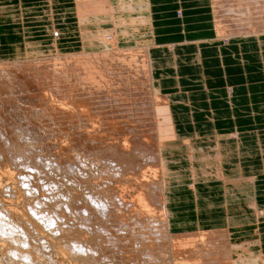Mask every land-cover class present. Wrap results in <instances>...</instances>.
<instances>
[{"label": "bare ground", "instance_id": "bare-ground-1", "mask_svg": "<svg viewBox=\"0 0 264 264\" xmlns=\"http://www.w3.org/2000/svg\"><path fill=\"white\" fill-rule=\"evenodd\" d=\"M53 1L55 2L57 0ZM155 1L156 0H142L140 3L141 6H136L137 2L134 0H58L57 2L59 3H57V6L53 4L54 9H51L52 14L50 17H45L47 20H44V22L47 21L48 23L44 24L47 26L44 28V37H46V40H42L44 42L42 44L47 45L45 48L48 50L52 48V50L56 51V55L52 56L55 59L51 62L46 61L47 63L38 61L36 64H31L28 63L29 61L26 62L28 59L26 56H23L25 57L23 61L27 64L21 63V65H23L21 67L16 64L13 65L18 67L16 70L10 65L14 72H12L13 70L10 69V66L3 67L6 63H1L0 105L3 104L2 101L4 100V98L2 100L1 95L7 93L9 89L11 93L18 98L21 97L19 93L22 89L27 88L33 91L36 90V92H34L36 96H31L33 98L31 102H34V108L37 107L35 105L39 103L50 105L49 103L52 101L50 98L55 94V97L58 96L59 99L61 98V101L58 100L55 103L53 100L55 106L53 105L54 103H51V110L56 108L61 111L64 118L66 116V122L68 121L70 124H66L68 128L65 127V130L72 129L74 124L78 130L76 133V141L78 142L73 139L75 138L73 137L74 134L70 135V133L73 132L67 131L71 137L70 140L72 139L74 143L72 144L69 139H66L68 143L62 147L64 148L63 151L57 150L55 148L57 145L51 146L49 142L44 147H38L37 150L40 149L38 152L35 151L32 145L33 143L36 144V142H33V140L29 142V136L32 134L39 135L41 131L46 132L47 130H43L41 126L34 127V122L32 126L24 123L26 125L25 128H21V126L18 129V125L15 124V122H11L9 119L10 123H12L10 124L13 128L12 132L10 131L11 133L9 136L7 134L6 136L3 132L0 134V250H4V253L6 252V254H9V258H6H8L10 262L12 260L17 264H56L58 260L59 264H119L117 262L121 258L126 260V258L136 255V260L133 259L134 262H128L130 260L129 258L124 264L137 263L138 259H141L142 264H222V261L219 262L218 260V262L212 263L216 260L215 258H213L215 259L214 261L211 260L208 263H204V260L202 261L201 259L200 261H195L202 256L206 259L204 256L218 258V256L221 255L223 258L226 257V259L228 256V259L231 260L230 264H264L263 252L256 251V253H250L252 250L249 251L248 249L250 246L252 247V245L253 247H257L255 246L256 241L247 242L243 245H233L231 242L233 238L232 229H228V225L226 227H214L213 229L200 228L202 231L186 230L191 234H186V231L179 232L181 235L176 233L177 235L174 234L176 239L177 237H181L182 233H185L184 237L186 236V238L184 240L179 238L180 241H176L178 242V244L176 243L178 246L175 245V239L173 240V235H171V233L173 229H175L173 217L176 212L174 211L175 206H172V204L177 200H175L169 192L171 188L169 182L172 173L169 174L168 172L167 163L169 160L167 161L162 151H165L167 149L166 147H170L169 142L178 140V134H176L175 130L176 122L169 116L170 122L167 129L162 128L158 120L155 118L153 119V115L149 113V111L152 110L151 99H149L146 94H144V98L141 96V107L139 106L136 108L135 111L137 113L132 114V116L135 117L137 123L143 125L142 127H144V125H149V128H152L151 135H153L154 141L139 142V136H136L138 134L136 133L135 135V133H130L132 138L133 135H135L134 139L136 142H128L132 144L133 147L132 150H129L127 148V145L129 146L128 143H124L123 145L117 141L113 143L114 140H111V143L105 144L106 138L103 139L105 134L103 137L97 136L101 130H111L112 128L111 132H117V128L121 129V127H123L124 129L126 126L124 125L126 122L122 125L120 123L124 122L121 121L122 117L115 116V114L117 115V113L120 112L117 106L121 103L119 102L120 96L118 98V94L113 93L115 91L114 83L115 80L121 81L127 79V83L131 84L130 86H132L134 91H140L139 89H141V87L135 86L131 82V72L135 74V68L134 63L132 61L130 62L128 58V56L131 55L130 53H137L140 49L138 51H131L132 49L130 50L129 46L122 45L120 41L122 42L124 38L128 45L132 43L137 45V33L141 28L139 27L140 24H142V28L146 25L148 29L147 32L151 36L150 40L152 42L155 41V34H153L154 15L152 14ZM39 3L45 2L41 1ZM211 4L213 7L216 33L220 39H226L232 36H264V0H211ZM51 6L49 7V5L47 6L45 4L39 5V7H36L35 12H39V10H49L52 8ZM29 7L30 6H23L24 10L22 17L26 23L31 20L26 18V12L31 13L33 11V9ZM131 11L132 14L136 12L139 17H143H141L142 20L138 19L140 23L137 21L139 24L136 27L131 25L129 19ZM180 12L181 9H179V14ZM53 19H55L56 22L59 21L63 24L67 23L65 24L66 27L60 30L55 29L53 26ZM50 20L53 22L50 23ZM111 39L114 40L111 43H107V41ZM101 40L105 42V46L109 47H105V49L103 48L101 51L99 50L100 52H96L98 49L90 51V47H96L98 44L94 45L95 42L99 43ZM30 44L31 46L35 45L34 47H37L32 48V51H36L40 49L38 47L42 46V44L38 43L30 42ZM154 45L155 44H153L152 47ZM136 48L138 49L139 47ZM148 48L151 49V45H149ZM151 51L147 53L148 56L146 55L149 63V77L159 88L157 81L153 77V55H151ZM126 53L129 54L128 56L126 55L127 57L125 56ZM135 57L137 58V56ZM131 59H134V57H131ZM6 61L7 60L2 62ZM23 61L21 60L19 63ZM20 68L22 70L25 69L21 74L26 73L27 76L23 77L18 75L20 73L18 69ZM38 68H43V75H40H42V77L44 76L43 78L47 79L49 82H43L41 80L37 85L29 80L34 79L31 74H36V72L32 70ZM36 71L39 73L41 72L38 70ZM39 73H37V75ZM47 84L48 86H46ZM120 84L122 83L120 82ZM46 92H48V94ZM140 93L143 94L142 91ZM163 94L170 111L171 104H174V102L170 101V94ZM24 97L23 95V98ZM27 99L24 101H28ZM155 100L157 101V98ZM5 102L4 100V103ZM9 102L10 104H8L13 107L10 100ZM17 103L19 102L17 101ZM26 105H28V103ZM20 106L23 107L22 105ZM2 107L4 108V105H2ZM87 107H89L90 110L89 108L84 110V108ZM86 110L89 111L87 112ZM9 112L11 113V111ZM12 114L14 115V113ZM19 115H17V117ZM15 117L16 116H14V118ZM22 117L23 116H21V118ZM33 117L36 116L34 115ZM23 120L26 121L25 119ZM137 123L133 128H130L131 125H127L126 128L128 130L126 128L124 130L127 132L130 130L138 131L140 128L135 129L139 126ZM50 124L51 123H49V125ZM43 125L44 124H42V126ZM53 127L51 126V128ZM147 127H145V131ZM16 128L18 131L15 130ZM91 129L92 131L95 129L97 130L98 133L94 131L97 133H95L97 138L91 137V134H94L91 132ZM72 130L75 131V128ZM109 132H105L106 135ZM47 133H45L46 137H48ZM146 133V135L149 134L147 131ZM110 134H108V136H110ZM2 135L4 136L3 138ZM22 135L28 136V140L26 138L24 139V144H21L18 138L20 136L22 137ZM50 136L51 134L49 138ZM36 138L38 137L36 136ZM115 138L116 137H114V139ZM40 140H44L43 137L42 139L40 138ZM182 143L189 142L183 141ZM42 144L43 143H41V145ZM165 144L166 146H164ZM210 144L212 146V142ZM37 145L38 144H36V147ZM48 146L56 150L53 149L54 152H50L51 148L49 149ZM15 149L17 153H15ZM3 151L10 152L9 154L13 152L9 157L10 160H6L10 161V163H5ZM201 153L202 160L211 163V166L208 169H201L197 173V171L194 170L195 168L193 169V166L196 164H192L191 173L193 176H198L202 172H212V176H217L223 180L225 177L222 176L221 168L220 165L217 164L215 153L213 151L212 153ZM62 155H64L65 161L61 160ZM8 156L9 155L6 157ZM195 158L196 155H194V152L192 158L189 154L190 161ZM139 171L141 174L139 173L140 175H137L136 173ZM59 174L63 177L56 179L55 176ZM124 174L127 175V177H123ZM36 178L43 183L39 184ZM64 179L67 180L66 184ZM256 182L257 178L252 177L246 183L232 181L226 186L224 197L232 192H239L242 189L247 190L248 188H250L251 191L256 190L255 192L258 194L259 189L256 187ZM194 184L190 186L193 192ZM63 185H65L64 190H62ZM129 185L134 191V196L132 197L130 193L131 189L127 188ZM46 188L47 191L50 192L49 195L45 194ZM125 188H127V190H123L124 192L121 191L123 193L121 194L119 190ZM257 201L258 200L252 201L256 205H251L255 206L256 213L253 218L257 225L259 224L260 226V222L264 216V207L259 206ZM238 203V201L234 202V204L239 205ZM50 206H52V208H50ZM241 209H244L243 205L234 213L241 214ZM125 212L128 216L138 222L140 221V224H144L146 227V230L141 231L142 233L139 232L135 235V238L132 240L133 243L128 242L129 239L125 236L129 231L126 233V231L122 229V234H118L114 237L109 235L108 227L111 225L114 227L115 225L114 229L121 230L122 227L120 223L125 224L127 222L128 219L125 220L126 215L124 216ZM247 214L249 213L245 215L242 214L243 218H238V220H250ZM232 217L233 215H228L226 217L227 223L235 220ZM16 219L22 222L19 223ZM68 219H71L72 223H70ZM208 225L209 224H207V226ZM197 233L200 234L198 235ZM215 234H217L218 238H215L216 236L214 237ZM103 237L105 239H103ZM122 238H124V240ZM181 238L183 239V236ZM156 243L161 245V248H164L165 252L159 250L160 248L154 250L156 247L153 246L157 245ZM172 245L180 249L177 255L182 254L181 256L184 257L181 258L180 262L177 261L176 257V259L172 258L171 260L170 255H168L169 250L171 251L169 247H173ZM206 245L207 248H205ZM248 245L249 247H247ZM259 248L261 249L260 246ZM132 250L139 254L137 253L129 256L128 254L131 253ZM4 253L0 256L1 258L3 257V260ZM122 254L125 256H122ZM187 255H189V257L194 256L190 258L193 259V261L190 260ZM1 260L0 263L2 262ZM178 260H180L179 257ZM225 262L227 261L225 260ZM225 262L224 264H226ZM138 264L141 263L139 262Z\"/></svg>", "mask_w": 264, "mask_h": 264}, {"label": "crops", "instance_id": "crops-1", "mask_svg": "<svg viewBox=\"0 0 264 264\" xmlns=\"http://www.w3.org/2000/svg\"><path fill=\"white\" fill-rule=\"evenodd\" d=\"M35 4L39 0H0V57L47 51V45L42 44L46 25L29 26L23 32L16 27L26 23L23 6ZM154 5L153 77L160 92L174 94L170 111L178 134V140L169 142L164 153L172 173L169 192L177 200L172 204L176 212L173 230L228 225L233 245L256 241V249L264 255V216L257 225L253 218L256 204L252 202L258 200L264 207V36L220 39L211 0H156ZM29 8L33 11L25 12L30 22L44 17ZM30 42L42 46L32 51L37 47ZM212 151L226 180L212 172L191 173L192 164H196L193 169L197 173L211 166L202 160L201 152ZM193 152L196 158L190 161ZM251 177L257 178L258 194L248 188L224 197L230 182L246 183ZM242 205V213H234ZM246 213L250 220H238ZM228 215L236 222L227 223Z\"/></svg>", "mask_w": 264, "mask_h": 264}, {"label": "rangeland", "instance_id": "rangeland-1", "mask_svg": "<svg viewBox=\"0 0 264 264\" xmlns=\"http://www.w3.org/2000/svg\"><path fill=\"white\" fill-rule=\"evenodd\" d=\"M41 1H44L45 3H39V4H35V5H33V6H30V7H33V8H35V10H36V7L38 6L39 7V5H42V4H45V5H49V7L51 6L52 8H50L49 10L47 9V10H44V11H41V10H39V12L40 13H42L43 15H44V17H41V19H40V21L42 22H28L27 24L26 23H20V24H18V25H16V27H18V28H20V30H22L23 28H27V27H29V26H35V27H38L37 25H40V24H46L47 23V21H45L44 22V20H47L45 17H50V15L52 14V11H51V9H54L53 8V6L55 5V6H57L58 4L57 3H59V2H57V1H53V0H39V2H41ZM63 1V0H62ZM134 1H136L137 2V4H136V6H138V5H140V3L142 2V0H134ZM54 4V5H53ZM141 6V5H140ZM26 8H28V7H26ZM25 8V9H26ZM46 8V7H45ZM24 10V9H23ZM23 10H22V16H23ZM38 12V11H37ZM46 15V16H45ZM62 17V16H61ZM141 17L142 16H140L139 17V15L135 12H133V14H132V11H131V16H130V14H129V19H130V21H131V25H133V26H137L139 23H140V20H138V19H141ZM23 18V17H22ZM143 18V17H142ZM147 18V17H146ZM54 20V22L53 21H49L50 23L51 22H53L54 24H53V26H54V28L55 29H61V28H65L66 27V25L65 24H67V23H65V24H63V23H61V22H59V21H55V19H53ZM63 20H65V19H63ZM142 20V19H141ZM31 21V20H30ZM139 23H138V22ZM22 22V21H21ZM133 22V23H132ZM48 24V23H47ZM70 24H73V23H70ZM63 25H65V26H63ZM74 25V24H73ZM35 27H33V28H35ZM40 27V26H39ZM47 27V26H46ZM139 27H141L140 29H139V32L137 33L138 35H137V41H136V43H137V45L135 44H130V45H128L127 43H126V41H125V39L123 38V40H122V42L120 41V43L122 44V45H126V46H129V49L131 50V51H133V50H135V51H138L139 49H140V51H138L137 53H130L131 55H129L128 53H126L125 54V56L127 55H129L128 56V58L130 59V62L132 61L133 63H134V68H135V74H134V72H131V82L135 85V86H139V87H141V89H139L140 91L139 92H136V91H134V89H132V86H130L131 84H129V83H127V79H124V80H115V83H114V88H115V91L113 92V93H117L118 94V98H119V96H120V98H119V102L121 103L119 106H117V108H118V110L120 111L119 113H117V115L115 114V116H117V117H122L121 119V121H124V122H120L121 123V125L122 124H124L125 122L127 123H125L124 125H128V126H130L131 125V127L130 128H133V127H135L134 125H136V123H137V121L135 120V117H133L132 116V114H136L137 112L135 111V109L136 108H138L139 106H140V104L142 103V101H141V96H143V98L145 97V95L144 94H146L147 96H148V98L149 99H151V106H152V110L151 111H149V113L151 114V115H153V119L155 118L156 120H158V122L161 124V126H162V128H164V129H167V126H168V124H169V122H170V120H169V116H170V118H171V111H169V109H168V106H167V104H166V100H165V98H164V94L162 93V92H160L159 91V89H158V87L156 86V84H155V82L154 81H151V78L149 77V63H148V52L149 51H151L153 48H152V45L154 44V42H152L151 40H150V34H148V29H147V27H146V25L145 26H143V28L144 27H146V28H142V24H140V26ZM74 28V27H73ZM143 29V30H142ZM147 29V30H146ZM22 32H23V30H22ZM44 33V32H43ZM141 33V34H140ZM140 34V35H139ZM105 35V34H104ZM107 36V35H106ZM142 38V39H141ZM144 38V39H143ZM114 39H111V40H106L107 41V43H111L112 41H113ZM2 41V38L0 39V46H1V42ZM104 41H100L99 43H96L95 42V44L94 45H96V44H98V45H96V47L95 46H92V43H91V46L92 47H90L91 49H90V51H93L94 49L95 50H97L96 52H98L99 50L101 51L103 48L105 49V47L106 48H108L107 46H105L106 44H105V42L103 43ZM104 44V45H103ZM100 45H102V46H100ZM121 45V46H122ZM132 45V46H131ZM149 45H151V49H149L148 47H149ZM97 46H100V47H97ZM131 46V47H130ZM133 47V48H132ZM136 47H139L138 49L136 48ZM136 48V49H135ZM99 51V52H100ZM134 51V52H135ZM56 51H54V50H52V48L50 49V50H48L47 49V51H45V52H41V53H37V55H33V54H31V55H29L28 53H27V55L24 53L23 54V56H26L27 57V59L28 60H26V62H28V63H31V64H33V63H37L38 61H41V62H51V61H53L55 58L54 57H52V56H54V55H56V53H55ZM152 52V51H151ZM62 54V53H61ZM135 54H137V55H135ZM45 55V56H44ZM147 55V56H146ZM152 55V54H151ZM23 56H15L14 55V57H8V58H6V57H0V67H2V64L1 63H6V65L4 64L3 65V67H5V66H13V65H19V67H21V66H23V65H21V63H26V62H24L23 60H24V58L25 57H23ZM126 56V57H127ZM135 56H137V58L135 57ZM23 57V58H22ZM43 57H45V58H43ZM131 57H134V59H131ZM145 57V58H144ZM37 58V59H36ZM46 58H48V59H46ZM84 59V58H83ZM5 60H7L6 62H2V61H5ZM23 61V62H20L19 63V61ZM35 60H37V61H35ZM44 60V61H43ZM9 61V62H8ZM90 61V60H89ZM14 62V63H13ZM18 62V63H17ZM46 62V63H47ZM8 63V64H7ZM27 64V63H26ZM11 66H10V69H11ZM43 67V66H42ZM152 67H153V64H152ZM12 68H14L15 70H16V68H18V67H15V66H13ZM26 68V67H25ZM43 68H41V69H36V70H38V71H41L40 73L39 72H37L36 70H32L33 72H36V74H31V75H33L32 76V78H34V79H29L30 81H32V82H34L35 84H39L40 82L39 81H47V82H49L47 79H45V78H43L42 77V73L44 72L43 70H42ZM11 70H13V69H11ZM10 70V71H11ZM18 70H20V73L18 74V75H21V76H27V74L26 73H23V74H21L25 69H18ZM12 72H14V70L12 71ZM19 72V71H18ZM37 73H39L38 75H37ZM40 74H42V75H40ZM39 77V78H38ZM21 80H23V79H21ZM38 81V82H37ZM120 82L122 83V84H120ZM124 82V83H123ZM42 83V82H41ZM127 83V84H126ZM46 86H48V84L46 85ZM46 86H44V87H46ZM127 86V87H126ZM131 87V88H130ZM157 87V88H156ZM26 90H27V93H26ZM30 90L31 89H27V88H25V89H22L21 90V92L19 93V96H21V97H17V96H15L13 93H11V91H10V89L9 90H7V93H4L3 95H1L2 96V100H3V98H4V100L7 102H5L6 103V105H5V103H4V100L2 101L3 102V104H1L0 105V112H2V113H0V134L3 132V134H7L8 136L10 135V133L12 132V130H13V128L10 126V124H12V123H10V121L11 122H15V124H17L18 126V129L21 127V128H25V126L28 124V125H31L32 126V123H33V126L34 127H39V126H41V127H43L42 129L43 130H47L48 131V133H47V131L45 132H43V131H41L40 133H39V135L38 134H32V135H30L29 137H30V140H29V142H32V140H33V142L35 141L36 142V144H38L37 145V147H36V144L35 143H33V145H32V148L34 147V149H35V151H39V150H37L38 149V147H44V146H46V144L49 142V143H51V146H58V148H57V146L55 147L57 150H64V148H62V147H64L65 146V144L66 143H68L67 142V140L69 139L70 140V135H73V137H75V138H73V139H75V141L77 140L76 138V133H77V129H76V125L74 124V127L72 126V129H74L75 128V131L74 130H72L71 128L70 129H68V130H65V127L66 128H68V125H66L67 123H69L68 121L66 122V116H65V118H64V116L62 115V113H61V111H59L58 109H53V110H55V111H53V110H51V103L53 104L54 103V101H55V103L59 100V101H61V98L59 99V97L57 96V97H55L56 95L54 94L50 99L52 100V101H50V105H45L44 103H39L38 105H35V106H37V107H35L34 108V102L32 103L31 102V100H33V96H36L35 94H34V92H36V90L35 91H33V90H31V92H30ZM133 90V91H132ZM117 91V92H116ZM143 92V94H141L140 92ZM24 93V94H23ZM47 94H48V92H46ZM123 96H122V95ZM167 94V93H166ZM11 95V96H10ZM23 95L25 96L24 98H23ZM32 96V97H31ZM155 96V97H154ZM170 96H171V98L172 97H174V94H170ZM27 97H28V99H27ZM7 98V99H6ZM157 98V101L155 100ZM11 101V104L13 105V107L11 106V105H9L10 104V102H9V100ZM17 99V100H16ZM20 99H21V102H20ZM28 100V101H24V100ZM67 99H69V98H67ZM8 100V101H7ZM54 100V101H53ZM17 101L19 102V103H17ZM25 103H24V102ZM9 103V104H8ZM14 103V104H13ZM17 103V104H16ZM21 103V104H20ZM24 103V104H23ZM28 103V105H26ZM55 103L53 104L54 106H55ZM2 105H4V108L2 107ZM20 105H22L23 107H21ZM134 107H133V106ZM6 106V107H5ZM15 106V107H14ZM27 106V107H26ZM30 106V107H29ZM43 106V107H42ZM8 107V108H7ZM20 107V108H19ZM40 107V108H39ZM47 109H46V108ZM125 107H126V109H125ZM141 107V106H140ZM143 107V106H142ZM11 108V109H10ZM17 108H19V109H21V110H19V109H17ZM89 107H87V108H84V110L85 109H88ZM120 108V109H119ZM3 109H7V110H3ZM17 109V110H16ZM31 109V110H30ZM39 109V110H38ZM134 109V110H133ZM11 111V113L9 112V111ZM14 110H16V111H18V112H16V111H14ZM45 110H46V112H45ZM89 110H90V108H89ZM88 110V111H89ZM132 110V111H131ZM6 111V112H5ZM21 111V112H20ZM22 111H25V112H22ZM30 111V112H29ZM33 111V112H32ZM35 111H36V113H35ZM38 111V112H37ZM87 111V110H86ZM87 111V112H88ZM123 111V112H122ZM134 111V112H133ZM29 112V113H28ZM55 112V113H54ZM128 112V113H127ZM154 112V113H153ZM12 113H14V115L12 114ZM54 113V114H53ZM116 113V112H115ZM120 113H122V114H120ZM9 114V115H8ZM23 116L22 118H21V116ZM23 114V115H22ZM32 114V115H31ZM47 114H49V115H47ZM66 114V113H65ZM130 114V115H129ZM168 114V115H167ZM17 115H19L18 117H17ZM27 116V119H26V116ZM38 116L37 118L36 117H33V116ZM40 115V116H39ZM56 115H57V117H56ZM121 115V116H120ZM14 116H16L15 118H14ZM123 116H124V119H123ZM126 116V117H125ZM25 117V118H24ZM33 117V118H32ZM41 117H42V119H41ZM53 117V118H52ZM40 118V119H39ZM62 118V119H61ZM6 119V120H5ZM9 119H10V121H9ZM18 119V120H17ZM23 119H25L26 121H22ZM126 119V120H125ZM129 119V120H128ZM4 120V121H3ZM16 120V121H15ZM39 120H42V121H39ZM46 120V121H45ZM52 120V121H51ZM61 122H60V121ZM65 120V121H64ZM20 121V122H19ZM29 123H28V122ZM36 121V122H35ZM64 121V122H63ZM120 121V120H119ZM129 121V122H128ZM133 121V122H132ZM17 122H19V123H17ZM31 122V123H30ZM39 122H41L42 124H44L43 126H42V124L41 123H39ZM45 122V123H44ZM54 122V123H53ZM63 122V123H62ZM131 122V123H130ZM136 122V123H135ZM24 123H26V125L24 124ZM49 123H51V124H53L54 125V127H53V125H51L53 128H54V130H53V128H51V126L49 125ZM58 123V124H57ZM60 123V124H59ZM71 123H74V122H71ZM22 124V125H21ZM23 124H24V127H23ZM38 124V125H37ZM40 124V125H39ZM56 124V125H55ZM70 124V123H69ZM137 124H139V123H137ZM3 125H5V126H3ZM8 125V126H7ZM133 125V126H132ZM47 126H49V127H47ZM126 126H125V128H126ZM143 125H141V124H139V126L138 127H136L135 129H137V128H140V129H138V131L137 130H130V131H126V130H124L123 129V127H121V129L120 128H117V132H115V131H113V132H111L112 131V128H111V130L110 129H108V130H101V132H99V134H97L98 132H97V130L95 129V130H93L92 131V129H91V132L92 133H94V134H91V137H94V138H97V136L98 137H103V135L105 134V136L103 137V139L104 138H106L105 139V144H108L109 142L111 143L113 140V143L115 142V141H117V142H120V144H123L124 145V143H128V142H133V143H135L136 142V140L134 139L135 138V135H136V133L138 134V135H136L137 137H138V141L140 142V141H154L153 140V135H151L152 134V131H151V129L152 128H149V125H144V127H142ZM148 126V127H147ZM56 127H58V128H56ZM145 127H147L146 128V131L149 133L148 135H146L147 133H146V131H145ZM45 128V129H44ZM18 129L16 128L15 130L16 131H18ZM127 129V128H126ZM142 129V130H141ZM61 130V131H60ZM62 130H63V132H62ZM121 130V131H120ZM123 130V131H122ZM128 130V129H127ZM11 131V132H10ZM51 131V132H50ZM66 131V132H65ZM67 131H72L73 133H70V135H69V132H67ZM94 131H96V132H94ZM110 131V132H109ZM120 131V132H119ZM126 131V132H125ZM143 133H142V132ZM145 131V132H144ZM105 132H109V133H107V135H106V133ZM45 133H47L48 134V137H46V135H45ZM68 133V134H67ZM95 133L97 134V136L95 135ZM102 133V134H101ZM111 133V134H110ZM113 133V134H112ZM121 133H123V134H121ZM130 133H135V135H133V138H132V136L130 135ZM146 133V134H145ZM51 134V136H50V138H49V135ZM53 134V135H52ZM83 134V133H82ZM87 134V133H86ZM108 134H110V136H108ZM127 134H128V136H127ZM6 135V136H7ZM35 136V138H34V136ZM83 135H85V134H83ZM93 135V136H92ZM143 135H144V137H143ZM36 136L38 137V138H36ZM43 137V139L45 140L46 138V140L44 141V140H40V138L42 139V137ZM58 136V137H57ZM86 136V135H85ZM130 136V137H129ZM4 136L2 135V138H3ZM27 135H22V137L20 136V137H18L19 138V141L21 142V144H24V142H25V138L27 139ZM34 139H33V138ZM55 137H57V138H55ZM69 137V138H68ZM111 137H112V139H111ZM114 137H116L115 139H114ZM147 137H148V139H147ZM93 138V139H94ZM125 138V139H124ZM141 138V139H140ZM146 138V139H145ZM149 138H151V139H149ZM36 139H38V140H36ZM58 139V140H57ZM63 141H62V140ZM67 139V140H66ZM28 140V139H27ZM40 140V141H39ZM112 140V141H111ZM124 140V141H123ZM59 142V143H57V142ZM127 141V142H126ZM43 143L42 145H41V143ZM70 142H72V139L70 140ZM76 142H78V141H76ZM56 143V144H55ZM74 142H72V144H73ZM103 143V144H104ZM53 144V145H52ZM129 144V146H130V148H129V146L127 145V148L129 149V150H132V144H130V143H128ZM35 145V146H34ZM95 146V145H94ZM164 146H166V144L164 145ZM92 147H93V145H92ZM1 148V147H0ZM48 148H49V146H48ZM51 148V149H50ZM49 149H50V152H54V150H56L55 148H53V147H50ZM167 149H169V147H166ZM165 148V149H166ZM54 149V150H53ZM164 149V150H165ZM16 150V149H15ZM13 152H14V150H13ZM13 152H11V154L13 153ZM42 152V151H41ZM165 153V151H162V154H164ZM3 153H4V156H5V163H10V161H6V160H10V155L11 154H9L10 152H4L3 151ZM8 153V154H7ZM15 153H17V150H16V152ZM42 154H43V152H42ZM7 155H9L8 157H6ZM64 155H62L61 156V160L62 161H65V157H63ZM163 156V155H162ZM7 158V159H6ZM163 158H164V156H163ZM141 174V172L139 171L138 173H136L137 175H140ZM127 177V175H123V177ZM63 176L61 175V174H59V175H57V176H55V178L56 179H60V178H62ZM123 177H121V178H123ZM37 179V181H39V179L38 178H36ZM35 179V180H36ZM34 180V181H35ZM60 181H62V180H60ZM64 181H65V184H66V179H64ZM63 181V182H64ZM40 183H43V182H41V181H39V184ZM65 185H63V187H62V190H64L65 189V187H64ZM127 188H129V189H131V197L132 196H134V191H133V188H131V186L129 185ZM127 188H125V189H120L119 190V192L121 193V194H123L121 191H125V190H127ZM43 189V188H42ZM123 191V192H124ZM66 192V191H65ZM49 191H47V188L45 189V194L46 195H49ZM226 193V192H225ZM125 194V193H124ZM130 197V198H131ZM56 198V197H55ZM57 199V198H56ZM131 200V199H130ZM57 206V205H56ZM50 208H52V206H50ZM56 208V207H55ZM124 213V212H123ZM128 213V212H127ZM126 215V217H125V220H127V222L125 223V224H121L120 223V225H121V230H117V229H114L115 228V225H114V227H113V225H111L110 227H108L107 229H108V231H109V235H112V237H114V236H117L118 234H122L123 233V230L124 231H126V235L125 236H127V239H129L128 240V242H132L133 243V239L135 238V235H137L139 232L140 233H142L141 231H144V230H146V227L144 226V224H140L141 222L139 221H137V220H135V219H133V218H131L130 216H128L127 214H126V212H125V214H124V216ZM128 216V217H127ZM16 220H18V222L20 223V222H22V221H20L19 219H16ZM68 221L70 222V223H72V220L70 219H68ZM74 221V220H73ZM74 222H76V221H74ZM121 222H123V221H121ZM134 223V224H133ZM136 225V226H135ZM128 227V228H127ZM126 228V229H125ZM130 228V229H129ZM135 228V229H134ZM141 228H142V230H141ZM123 229V230H122ZM222 230H224L223 228H221ZM113 230V231H112ZM104 231V230H103ZM174 231V230H173ZM172 231V233H171V235H173V240H174V242H175V245L176 246H178L177 244H178V242H176L177 240L178 241H180L179 240V238L181 239V240H184L185 238H186V236L184 237V235H185V233L186 234H191V233H188L187 231L185 232V233H182V236H183V239L181 238V237H177V239H176V237H174L175 235H177L176 233H179V232H173ZM200 231H202V230H200ZM222 232V231H221ZM111 233H113V234H111ZM201 233V232H200ZM200 233H197L198 235L200 234ZM107 234V233H106ZM175 234V235H174ZM180 234V233H179ZM197 234H194V235H197ZM181 235V234H180ZM216 236V237H215ZM102 237V236H101ZM105 237V236H104ZM103 237V239H105ZM214 237L215 238H218V236H217V234H215L214 235ZM132 238V239H131ZM215 238H213V239H215ZM123 240H124V238H122ZM121 239V240H122ZM122 240V241H123ZM177 243V244H176ZM157 244V243H156ZM170 244V243H169ZM171 245V244H170ZM175 245H172L173 247H169V249H171V251L169 250V254L168 255H170V257H171V260H172V258L174 259L175 257L177 258V261L178 262H180L181 261V258H184L183 256H181L182 254H178L177 255V253H179L180 252V249L178 248V247H176ZM252 245V244H251ZM253 246V245H252ZM127 247V246H126ZM153 247H156V248H154V250H158V248H160L159 250H162L163 252H165V249L164 248H161V245H159V244H157V245H155V246H153ZM163 247V246H162ZM247 247H249V245L247 246ZM251 247V246H250ZM248 248L249 249V251L250 250H252V252H250V253H256V251H258L257 249H256V247H254V248ZM176 248V249H175ZM205 248H207V245L205 246ZM258 248V247H257ZM164 249V250H163ZM179 249V250H178ZM173 250V251H172ZM1 251V250H0ZM3 251V252H2ZM1 252H0V256H2V253H4V250H2ZM161 251V252H162ZM177 251V252H176ZM179 251V252H178ZM133 252V253H132ZM168 252V251H167ZM138 252H136V251H134V250H132L131 251V253H129L128 255L130 256V255H133V254H137ZM171 253V254H170ZM174 253V254H173ZM139 254V253H138ZM124 254H122V256H123ZM127 255V256H128ZM176 255V256H175ZM3 256H4V260H5V262H4V260L2 259H0L2 262V264H6V259H7V264H17L16 262H14V261H12L11 260V262H10V260L8 259L9 258V254H6V252L3 254ZM125 256V255H124ZM188 256V258L190 259V258H193L194 256H190L189 257V255H187ZM201 256V255H200ZM6 257H8V258H6ZM15 257V256H14ZM132 257H134V258H132ZM132 257H129L130 258V260L128 261V262H134L133 261V259L134 260H136V255H133ZM178 257L180 258V260H178ZM199 257V256H198ZM197 257V258H198ZM204 257H206V259H204L203 258V256L202 257H200V258H198V259H196L195 261H200V259L203 261L204 260V263H208V262H210L211 260H215L214 262H212V263H216V262H221L222 264H224V262H225V260L227 261V262H225L226 264H228V262H229V264H230V261L231 260H229L228 258V256H227V259H226V257H224L223 258V256H218V258H216V257H213V256H211V257H207V256H204ZM222 257V258H221ZM234 257V256H233ZM129 258H126V260L127 259H129ZM141 258V257H140ZM175 258V259H176ZM187 258V259H188ZM213 258H215V259H213ZM188 259V260H189ZM221 259H223V260H221ZM8 260H9V263H8ZM126 260H124V259H120L117 263H119V264H124L125 262H126ZM190 260H192L193 261V259H190ZM189 260V261H190ZM218 260V261H217ZM122 263H121V262ZM201 261V262H202ZM13 262V263H12ZM141 263L142 264V261H141V259L139 260H137V263L135 262L134 264H138V263ZM200 262V263H201ZM0 263V264H1ZM56 264H59V262H58V260H57V263ZM95 264H98V263H95ZM167 264V263H166ZM169 264V263H168Z\"/></svg>", "mask_w": 264, "mask_h": 264}]
</instances>
